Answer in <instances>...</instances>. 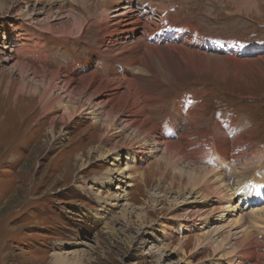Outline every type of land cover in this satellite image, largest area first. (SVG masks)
Returning <instances> with one entry per match:
<instances>
[{
	"label": "rangeland",
	"instance_id": "rangeland-1",
	"mask_svg": "<svg viewBox=\"0 0 264 264\" xmlns=\"http://www.w3.org/2000/svg\"><path fill=\"white\" fill-rule=\"evenodd\" d=\"M67 1L70 2L0 0V4L3 3L5 6L4 10H0V264L217 262L218 256H215L210 246L197 245L201 226L188 224L189 228L178 231V225L181 224L179 221L185 219V209L193 205L191 201H200V197L191 192L189 195V190L178 194L176 187L170 186L172 168L167 169L166 163L160 158L161 145H155L157 142L151 140L153 146L151 142H147L139 149L142 153L131 158L128 153L136 147L130 146L131 138L129 139L127 131L119 132L121 128L119 124L112 130L114 136L111 133L107 135L106 127L95 124L92 112L84 110L81 114L74 115L66 126L56 122L52 130L49 120L53 115H60V110L44 114L38 110V103L24 99L25 96L16 102L13 100L20 79L17 72L10 73L7 70L8 65L19 61L32 68L48 66L51 70L60 68L63 71L70 63L76 62L78 64L75 69L79 66L81 69L82 65L79 63L86 61L88 54L97 46L95 29L100 9L113 5L115 0H85L88 26L78 37L63 39L56 34L42 31L41 22L45 18L48 20L58 18L60 15L56 14L60 13V6L72 5ZM128 1L133 4V8H128V15L131 12L136 14L137 8H134V4L139 1L141 3V0L117 1L120 2L117 8ZM174 1L183 4L180 15L176 18L178 21H184L188 17L203 35L202 38L206 36L212 38L202 41L201 38L195 37L199 39L195 42L193 41L195 38H190L186 40V44L179 40L177 44L183 46L186 51L191 50V53L200 55L198 60L203 63L204 70L196 71L197 68H194L193 64L200 67L201 63L196 64L191 57H184L186 60L184 63L189 65L187 78L173 73L175 75L169 80L171 83L164 81L163 87H158L157 90H153V87V91L151 90L153 95L162 93L165 95V101L164 105L155 107L156 112L158 109H161V112L159 111L156 117H154L156 112L151 115V123L158 129L161 126L155 123L160 124L166 116L175 115L178 121H173L171 128L177 129L179 137L190 135L188 131L190 125L194 123L179 119L172 107V101L177 103L179 99L183 100L184 96L192 99L193 93H196L199 102L194 107L197 108L195 116L196 121L200 120V127L205 125L206 130L203 128L205 139L206 131L211 130L216 135L220 129L217 120L225 115L233 118L235 123L237 119L244 120L248 129H242L237 135H233L245 136L243 139L245 147H252L253 142L257 143L258 148L263 147L264 5L257 10L256 6L248 1L244 5L243 0L244 6L239 8L236 4L239 0ZM25 11L32 19L19 14ZM164 11L173 12V8ZM151 16L157 25H170H164L166 20L156 8L151 12ZM135 25L137 23L120 27L122 45H131L129 39L124 42V36L131 34L129 32L135 34L138 31ZM29 34H34L36 38L40 37L44 42L48 60L41 58L37 61L36 57L23 56L25 48L33 43V40L29 39ZM13 36L17 38L14 45L11 43ZM106 39V44L101 43L104 55L108 52L113 55L121 50V45L116 41L108 37ZM211 39L213 45L209 48L196 46L209 45L207 42ZM226 43H232L235 48H230V52L223 50ZM173 52L178 57L177 51ZM225 55L237 57L241 60L240 64H230L224 68L226 60L220 57L225 58ZM5 58L8 62L4 61ZM44 62H47V66ZM182 69L177 68V71L180 73ZM90 71L109 77L103 58L93 59ZM127 72V77H131L132 73ZM81 74L83 75V72L76 73L75 78ZM140 77L142 76L132 78L138 80ZM152 108L154 107L151 106L150 109ZM229 133L226 135L231 139ZM251 134L257 139L251 138ZM236 136L233 138L234 141L232 140V150L241 143L235 142ZM112 146L116 147L114 149L117 150L116 154L110 153ZM105 152L110 153L107 158H103ZM247 153L241 162L249 158L253 160L254 166L252 165L245 176L248 173L252 174L253 170L257 172L261 169L256 163L259 155L252 154L249 150ZM201 155L199 153L197 156ZM120 170L122 173H119ZM105 175L110 176L112 181L103 182ZM121 194L123 197L116 199L117 195ZM215 199L218 200L219 196H215ZM214 202V199L203 201L208 203L206 209ZM226 204L225 206L231 207L237 205V201L230 199ZM122 210L127 212L123 219L119 214ZM225 213L222 209L213 210L209 215L208 224L217 223ZM186 221L190 220L186 218ZM263 221L264 215L261 214L259 222L246 229L252 238L257 237L261 244H264ZM106 223L108 228L105 227ZM179 241L180 243L182 241L181 247L178 245Z\"/></svg>",
	"mask_w": 264,
	"mask_h": 264
},
{
	"label": "bare ground",
	"instance_id": "bare-ground-1",
	"mask_svg": "<svg viewBox=\"0 0 264 264\" xmlns=\"http://www.w3.org/2000/svg\"><path fill=\"white\" fill-rule=\"evenodd\" d=\"M69 1L72 3L71 6L68 4L67 7L66 5L60 6V13L56 14L57 16L60 15L58 18L51 20L45 18L41 22L42 26L40 27L42 28L40 29L42 31L56 34L58 35L57 37L63 39L78 37L83 32L84 28L88 26L86 23L88 11L85 0ZM117 1L121 0H115L113 5L100 9L101 19L99 20L100 17L96 19L97 29H95L97 46L88 54L86 61L79 63L82 65L81 69L80 66L75 69L76 64H78L76 62L70 63L67 69L63 71L60 68L57 70L49 69L47 62H44L47 67L38 66V68H32L19 61L10 63L11 65H8L9 68L7 70L10 73L17 72L18 79H20L13 100L16 102L17 99L25 96L24 99L38 103V110L44 114L60 110V115H53L49 120V126L52 130L56 122L66 126L74 115L81 114L84 110L92 112L95 124L106 127L107 135L109 133L112 134V130L119 124L121 126V131L119 130V132L127 131L129 139L131 138L130 146L136 147L135 149L132 148L130 150L132 152L129 151L130 153H128L131 158L139 156L142 153L139 152L140 147L147 142H151L152 146L154 145L153 142H157L155 145L162 146L160 157L162 162L166 163L167 169L172 168L170 186L172 188L175 186L178 194L184 190H189V195L191 192L200 197V201H191L193 205L185 209V219L179 221L181 224L178 225V231L189 228L188 224L190 226L195 224L201 226L197 245L207 244L212 248L213 253L219 259L213 264H264V244L259 243L257 237L253 239L246 230L259 222L261 214L264 215V172H261L264 170V145L258 148L257 143L253 142L252 147L244 146L243 139L245 136L241 137L240 134L238 137L236 136L242 129H248L244 120L237 119L235 123L233 118L225 115L220 116L217 120L220 126L219 131L216 132V135L211 130L209 132L206 131L207 138L205 139V135H203L205 125L200 127V120L196 121L197 117L195 116L197 108L194 107L199 102L198 95L193 93L192 99H188L186 96L182 97L185 102L182 99H179L177 103L172 101V107H174L178 118L194 123L190 125V130L188 131V133H191L190 135L183 138L179 137L177 129L171 128L173 121H178L175 115L166 116L160 124L154 122L157 126H161L158 129L151 123V115L156 112L158 106L164 105L165 101L164 94L155 93L153 95L152 91L157 90L158 87L162 88L164 81L171 83L169 80L172 75L178 74L180 77L184 75V78H187V66L189 65L184 63L186 62L183 59L184 57H191L196 64L201 63L198 60L200 55L191 53V50L186 51L183 46L177 44L179 40L185 43L190 38L198 37L202 41H206V38L212 37L206 36L202 38L203 35L196 28V25L189 21L188 17L184 21L176 19L182 10V2H175L174 0H141V3L139 1L134 4V8H137V13L131 12L128 15V8H133V4L128 1L118 9L120 2ZM243 1L244 5L247 1L252 5L254 4L257 10L264 5V0ZM236 4H238V8L244 6L242 0H239ZM154 7L161 17L166 20L164 25L170 24L169 26L157 25L154 22L151 16V12L155 11ZM171 8H173V12L166 13L164 11ZM4 9L5 6L1 3L0 10ZM19 14L32 19V16H29L27 11ZM54 20L61 22L55 23L56 21ZM135 23L137 25L134 27L138 31L133 35L132 32H129L131 34L124 36V42L129 39L131 40V45H122L121 40L123 37L119 34L120 27L122 25L130 26ZM29 35V39L33 40V43L28 45V47L25 45L23 56L36 57L37 61L41 58L48 60V53L41 38L34 37V34ZM140 35L145 37L141 38ZM107 37L121 45L119 52L113 55L110 52L107 55L102 53L101 43L106 44L107 39L105 40V38ZM198 38L193 41H199ZM16 42L17 38L13 36L11 43L14 45ZM207 43L209 45L199 44L196 46L198 48H209L213 45L212 39ZM233 47L232 43H226L223 50L230 52L229 49ZM174 50L177 51L178 57L175 56L174 52L172 53ZM9 58L8 60H10ZM101 58L104 59V64L109 73L108 78L90 71L93 59ZM220 58L226 60L224 61V68H227L226 65L230 64L239 65V61H241L237 57L234 58L227 55H225V58L228 59L223 56ZM111 60H113L112 63L110 62ZM4 61L8 62L7 58ZM26 63L28 62L26 61ZM193 65L191 67L197 68L196 71L204 70L203 63H201L200 67ZM143 66L145 68H142ZM177 68H183L182 72L179 73ZM127 71L132 73L131 77H127ZM79 72H83V75H78L79 77L75 78V74ZM220 74H222V71ZM135 76L142 77L134 80L132 77ZM153 87L154 89L152 90ZM6 90L10 91L9 89ZM98 97H101V99H98ZM170 105L171 103L168 104V107ZM151 106L154 108L150 109ZM192 108L194 109L192 110ZM159 111L161 112V109H158L154 117L158 115ZM120 113L121 115L119 116ZM227 132H230L231 139L226 135ZM112 135L114 136V134ZM251 135V138H256L255 135ZM235 136L237 137L235 142L241 143L232 150V140ZM221 137L223 139H219ZM246 142L249 143L250 141ZM114 149L116 147L112 146L109 150L111 151L110 153L116 154L117 150ZM248 150L252 151V154L256 153L259 155V160L256 163L261 169L257 172L253 170L252 174L248 173L245 176L247 171L252 168V165L254 166L253 160L249 158L247 161L241 162L243 156H247ZM110 153L105 152L103 158H107ZM199 153L202 155L197 156ZM120 171L119 173H122ZM111 181L112 178L105 175L103 182ZM215 196H219V199L216 200ZM119 197H123V194L117 195L116 199ZM213 199L215 202L212 203L209 209H206L208 203H203V201H211ZM230 199L237 201V205L225 206L227 205V200ZM98 200L101 199L98 198ZM187 201L190 202V200ZM239 203H242V205H238ZM220 209L226 213L220 217L217 223L211 224L212 226L209 225L208 218L210 213L213 210ZM119 214L122 218L119 217L123 219L127 212L122 210ZM186 218L190 221H186ZM194 219L201 221L196 222ZM107 224H104L106 228H108ZM178 245L181 247L182 241L181 243L179 241ZM176 247L178 246L176 245Z\"/></svg>",
	"mask_w": 264,
	"mask_h": 264
}]
</instances>
